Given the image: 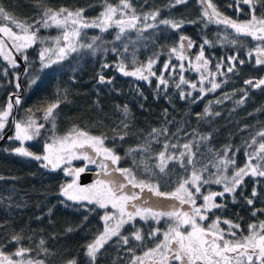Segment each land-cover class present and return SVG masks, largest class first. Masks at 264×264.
I'll return each mask as SVG.
<instances>
[{"label":"trees","instance_id":"16d2710c","mask_svg":"<svg viewBox=\"0 0 264 264\" xmlns=\"http://www.w3.org/2000/svg\"><path fill=\"white\" fill-rule=\"evenodd\" d=\"M126 2L131 5L127 12L131 15L134 10L141 17L138 27L154 25L143 31L139 39L135 30L116 40L118 28L110 27L102 32L99 28L89 27L82 29L79 39L74 41L78 50L49 67L42 66L37 50L27 52V59L23 60L25 67L19 64L11 68L0 57V110L6 109L10 96L14 101L19 96L21 101L19 105L13 101L10 123L7 129H0V145L13 129L10 138L0 146V250L6 255L26 248L29 251L23 259L31 260L33 264H70L73 261L75 264H133L135 257L143 260L146 257L144 254L154 248L149 233L156 227L153 220L144 222L140 219H136L135 228L130 224L124 225L120 233L128 237V244H124L119 236H114L92 261L86 255L87 245L103 233L104 215L115 210L111 206L103 209L95 203L76 202L62 196V187L70 182L63 169L51 171L40 161L15 152L21 147L14 138L17 123L23 128L32 119L44 125L39 134L24 145L25 150L34 156H43L46 144L59 141L73 133L74 129L105 137L104 146L121 157L116 167L131 169L138 179L158 184L161 192L168 193L191 176V166L186 171L178 162L172 161L165 170L166 174L160 173L155 167L156 157L165 142L182 145L192 141L194 152L198 145L195 157L197 168L208 165L203 176L215 173L229 178L236 169L245 165L248 154L254 153L259 143L264 142V137L257 135L264 131V86L254 88L245 84L246 80L255 83L264 79V64H256V53L252 51L258 42L215 22L218 18L227 17L237 23H246L251 19L249 7L242 2L237 5L236 0H211L220 17L209 20L203 15L204 6L199 0H186L180 4H176L175 0ZM255 3L257 17L264 16V0H255ZM108 5L121 7L120 0H0V7L9 17L28 24L40 20L48 9L58 12L62 8L72 12L83 9L84 17L92 21ZM154 12H158L155 20L150 15L147 20L143 19L146 14ZM162 20L182 22V26L173 29L161 23ZM3 25L18 29L11 20L0 21V26ZM45 34L51 35L41 27L37 32L36 48L41 47ZM55 35L58 34L51 37ZM182 36L193 44L185 52L188 59L183 62L186 69L183 75L189 82L197 83V90L190 89L186 84L176 87L179 70L171 74L165 72L168 84L158 88L157 77L164 63L169 60L173 65L180 63L171 49L179 47ZM94 38H98L95 43ZM129 41L135 43L129 44L125 53L124 45ZM205 41L209 43L205 44ZM89 44L91 48L87 47ZM201 45L204 57L209 61L208 70L216 73L215 82L220 84L215 91H208L211 77L205 72L208 78L203 84L204 93L199 91L200 72L194 70L197 65L195 57ZM113 48L117 51L114 52ZM250 51L251 57L248 55ZM133 52L136 65L132 63ZM228 57H236L232 62L235 64L232 72L227 70L230 66ZM149 58L156 59L153 67L156 76L150 77L151 83L125 76L118 70L121 60L126 70L131 71ZM241 60L243 64L239 62ZM105 64L108 67H104ZM217 64L222 65L219 70ZM182 91L185 98H181ZM188 92L191 96L187 95ZM57 102L59 107L54 110V122L44 120V110ZM206 108L210 115L204 114ZM124 124L128 127L125 128ZM165 128L166 135L159 136L158 141L149 135L153 129ZM120 135H124L123 140L119 139ZM201 137L207 139L201 140ZM253 138L257 141L255 145L252 144ZM141 146L148 150H139ZM226 147L231 149L228 156L234 157L235 165H229L227 172L218 173L213 165L223 157ZM130 149L137 151L129 155ZM182 150L181 147L169 149L176 155ZM257 163V159L252 160L253 165ZM259 164L264 169V160H260ZM224 187L223 183H210L203 185L201 191L204 194L223 192ZM249 199L253 201L251 205L247 203ZM202 201V198L199 199L198 204ZM216 203L221 207L208 214L205 227L219 217L221 221L238 224L240 237L249 235V225L264 222V177L249 174L233 193L219 196ZM166 221L164 218L160 223H169ZM136 229H140L141 241L132 236ZM15 236L21 238L19 242L13 240ZM13 259L22 258L13 256Z\"/></svg>","mask_w":264,"mask_h":264},{"label":"snow or ice","instance_id":"6c2138e0","mask_svg":"<svg viewBox=\"0 0 264 264\" xmlns=\"http://www.w3.org/2000/svg\"><path fill=\"white\" fill-rule=\"evenodd\" d=\"M186 0H175L176 4L185 3ZM204 6L203 15L212 20L213 17H220V14L216 11L215 7L211 4V0H199ZM247 5L250 9L251 19L246 23H237L227 17L218 18L215 20L216 23H221L227 27L233 28L238 34L246 35L257 41V47L252 50L256 53V64H264V16L257 17L255 11V0H236L237 5L240 3ZM121 9L120 16L117 18L116 7L108 5L100 16L95 20L88 21L83 17V9L75 12L68 11L67 9H60L58 12L48 9L44 11L43 17L40 20L35 21L34 24H28L26 22L16 21L15 18L9 17L4 12L3 8L0 7V21L11 20L15 27L20 29V33L13 31L12 27L7 25L0 26V34H3L12 41V45L20 51L30 47L37 40V32L41 27H58L63 29V44H60V40L57 39L58 48L56 50L45 48L40 53V60L43 67H49L53 63H58L61 60L67 58L72 52H76L78 49L74 44L75 40H78L81 34V30L89 27L99 28L102 32L107 31L110 27L118 28L119 31L115 37L116 40H121L122 36L126 32L135 30L140 34L147 28L154 27V25L147 24L143 27H138V22L141 17L137 16L132 10L131 15L126 11L131 8V5L126 0H120ZM211 9V12H209ZM151 16V19L157 18L158 12L146 14L143 19L147 20ZM127 16V19L125 18ZM69 22L72 26V30H68ZM161 23L170 25L173 29H178L182 26L181 23L174 21L162 20ZM93 39V43H95ZM21 43H17V42ZM187 41V43H185ZM135 42L129 41L124 45V52H128V45L134 44ZM209 43L208 41L204 42ZM5 46L4 39H0V47ZM87 47L91 48L89 44ZM193 47L190 40L186 37H180L179 47H173L171 53L176 54V59L180 61L178 65L171 64V61L164 63L161 74L157 77V87L161 85L166 86L168 80L165 79L164 73H176L179 70L180 77L179 82L176 84L177 88H180L182 84L188 85L192 90H197V83H191L184 78L183 72L186 70L184 61L188 59L185 55L186 49ZM114 52L116 48L112 49ZM55 51L56 60H52L50 56L46 57V53ZM252 51L248 53L249 57L252 56ZM5 59L9 57L6 55ZM27 59V57H25ZM195 60L197 65L194 70L200 72L199 80V91L205 92L203 87L205 79L211 77L208 80L211 87L208 91H215L220 87V84L215 82L216 73H212L208 70L209 61L204 57L203 45H201L200 52L196 55ZM230 66L228 72L234 70L235 64L232 63L236 60V57H228ZM13 67H18L15 60H9ZM241 64L243 60L239 61ZM132 63L137 64L135 58V52L132 53ZM156 63V59L149 58L146 63L139 64L134 67L133 70H126V66L123 60L117 65L118 70L125 76H133L139 80H144L151 83L150 77L156 76V72L153 71V67ZM108 67V65H104ZM189 67H192V62L189 60ZM222 67L221 64H217L216 68L219 70ZM203 69V71L201 70ZM205 72L208 73V77L205 76ZM223 75V73H220ZM18 79V77H17ZM103 82V76L100 77ZM33 83L35 81H32ZM245 84L251 85L254 88H260L264 86V79H260L255 83L252 80H246ZM19 88V83L16 84ZM191 96V92L187 93ZM181 98H185V93L181 92ZM219 102V101H218ZM243 101H241L242 103ZM14 103L19 105L21 103L19 96H16ZM13 107L12 97H9V102L5 110H0V129H3L5 122L10 115ZM59 107V103L50 104L45 110L43 118L44 120H52L54 122L55 115L54 110ZM125 115H127V108L124 109ZM205 115L211 113L206 108ZM218 115V113H217ZM43 124H37L34 120L29 119L26 122L25 127H21L20 123L16 124V136L15 139L24 141L31 140L35 135L39 134L40 128H43ZM127 128L128 125L124 124ZM74 133V136H73ZM73 133H69L68 136L61 138L59 141H53L51 144H46L44 148L45 154L43 156L33 155L32 153L25 150L23 147H18L15 152L21 156L32 157L35 160L43 161V167L47 168L49 165L54 170L60 167L61 164H71L74 159H83L89 163H97L96 159L89 155L86 149L91 148L96 156H102L103 160L100 162V167L103 171L105 179L97 180L93 185L88 187H81L77 180L80 173L85 171V167L69 169L65 168L66 175H72L76 177L71 184L63 186L61 189V195L72 201H88L89 203H95L100 208L107 209L111 206L115 211L112 214H105L102 218L105 221L104 231L101 233L93 243L87 245L86 255L92 261H95L96 255L99 250L103 247L108 240L114 236H119L120 240L124 244H128V237L122 236L120 233L121 228L126 224L132 225L135 228V221L139 218L141 221L147 222L153 220L157 225L160 223L161 218H167L169 221L168 228L162 232L160 229L153 228L149 233V238H155L158 235H162L163 239L156 245L155 248L150 249L146 252L145 256H155L157 253L160 254L158 264H264V222L259 225H249V235L241 236L237 238V230H239L238 224H233L229 220L221 221L217 217L207 227L204 226L203 222L208 220V213L215 208L221 207L220 204L215 202L216 197H223L225 193H233L235 189L242 184L244 178L251 174V176L264 177V169L261 168L259 161L264 160V142L259 143L258 149L248 154V160L243 167L236 169L231 177L226 175L212 174L209 177L203 176V173L208 170V165H203L197 168L198 161L195 159L198 152L193 151V142H185L182 145L169 144L165 142L163 144V150L157 154V163L155 167L160 173H165V170L169 162L175 161L179 163L181 168L186 171L191 166V176L185 178L176 189L170 193L161 192L158 184L145 182L143 179H138L134 172L128 168H111L110 166L118 165L121 157L117 155L113 149L104 146L105 137L92 136L87 132L73 130ZM167 129L158 130L153 129L149 134L152 139L158 141L159 136L166 135ZM127 133H125L126 135ZM260 137H264V131L257 134ZM119 139L123 140L124 135H120ZM207 139L201 137V140ZM257 143L256 139L253 138L252 144ZM251 147V145H249ZM181 147L183 150L176 155L175 152H170L169 149H176ZM139 150L147 151V147L141 146ZM230 148H225L223 157H221L213 167L217 168L218 173L227 172L229 165H235L234 157L230 158L228 152ZM137 149H130L129 155ZM257 159V165L252 164V160ZM104 161H110V164ZM119 172L121 179L114 178L111 172ZM166 174V173H165ZM155 175V173H153ZM215 183L225 185L223 192H208L207 194L202 193L201 188L203 185ZM130 186V188H129ZM139 189V193L134 191ZM147 189L157 197H169L174 201H178V204H172L169 206L170 210H158V206L149 205L146 200L142 201L140 193H143ZM253 197L256 196L255 190H253ZM203 200L202 204H198L197 200ZM249 205L253 203L252 199L247 201ZM187 205V209L183 206ZM255 215V212L253 213ZM109 221H116L115 225H111ZM224 223L228 225L227 229L220 227V224ZM132 236L135 240L141 241L143 239L140 229H136ZM21 238L19 236L13 237V240L19 242ZM43 243V241L41 242ZM29 251L26 248H19L12 255H6L0 250V264H25V254ZM13 256L21 257L20 260H14ZM143 264L140 257H135L133 264ZM26 264H32L31 260H28ZM75 264V262H70Z\"/></svg>","mask_w":264,"mask_h":264},{"label":"rangeland","instance_id":"374dc122","mask_svg":"<svg viewBox=\"0 0 264 264\" xmlns=\"http://www.w3.org/2000/svg\"><path fill=\"white\" fill-rule=\"evenodd\" d=\"M261 7H263V5L261 4L260 5ZM122 7V6H121ZM121 7H118L117 9H118V11H117V18H119V16H120V9H121ZM124 11H128V9L127 10H124ZM128 13V12H127ZM129 14V13H128ZM130 15V14H129ZM83 17H84V15H83ZM85 18V17H84ZM126 19H127V16L125 17ZM86 19V18H85ZM87 20V19H86ZM88 21H90V20H88ZM92 28H95V27H92ZM45 30L48 32V33H50L51 35H54V34H58L56 37H51V35H48V34H45V37H44V39L41 41V47L38 49V48H36V45H37V42H38V40H36V42L35 43H33L30 47H27V48H25V49H21L20 51H17V49L12 45V41L10 40V39H8L6 36H4L3 34H0V39H4V41H5V46H3V47H0V57L11 67V68H14L13 66H12V64L9 62V60H15V63L17 64V65H19V62H18V57H21L22 58V60H25L26 61V59H25V57H26V54H27V52H29V51H33V50H37L38 52H39V54L41 53V51L43 50V49H45V48H50V49H53V50H56L57 48H58V45H57V39H59L60 40V44H63L64 43V41H63V39H62V37H63V29H61V28H58V27H55V26H52V27H48V28H45ZM68 30L69 31H71L72 30V26H71V24H70V22H69V25H68ZM13 31H15V32H17V33H20V29L18 28V29H13ZM38 39V38H37ZM17 43H21V42H17ZM74 44H75V42H74ZM76 46V45H75ZM21 53H24L23 55L21 54ZM8 56L9 57V59L8 60H6L5 59V56ZM22 55V56H21ZM46 55V57H48V56H50L51 57V59L52 60H56V55H55V51H53V52H49V53H46L45 54ZM9 123H10V115L8 116V118H7V120H6V122H5V126H4V128H3V130L6 128L7 129V127H8V125H9ZM14 128H16V125L14 126ZM15 138V137H14ZM17 142H19L20 144H21V147H23L24 149H25V147H24V145L26 144V143H28L30 140H24V141H20V140H17V139H15ZM87 151H88V153H89V155H91V156H93L95 159H96V161H97V163H89L88 161H85V160H83V159H74V160H72L71 161V164H61L60 165V167H58V168H56V169H52L51 168V166L49 165V167H47V169H49V170H51V171H56V170H58V169H65V168H69V169H76V168H81V167H85V171L84 172H82V173H80V175H79V178H78V180H77V183L80 185V178H81V176L82 175H84V174H86V173H89V172H92V173H95V174H98L100 177H99V179H105V176H104V174H103V171H102V169H101V167L99 166L100 165V162L103 160V157L102 156H96L95 155V153L93 152V150L91 149V148H88V149H86ZM24 157H26V156H24ZM27 158H32V157H27ZM32 159H34V158H32ZM38 161V160H37ZM42 164L44 163L43 161H40ZM105 163H108V164H110V161H104ZM111 168H115L116 166H110ZM65 172V171H64ZM111 175L114 177V178H117V179H123L122 177H121V174L119 173V172H115V171H112L111 172ZM67 177H68V179L70 180V182H69V184H71L72 182H73V180L74 179H76V177H74V176H72V175H66ZM98 179V180H99ZM97 181V180H96ZM95 181V182H96ZM94 182V183H95ZM93 183V184H94ZM93 184H91V185H93ZM81 186V185H80ZM90 186V185H89ZM88 187V186H87ZM205 187V186H204ZM129 188H130V186H129ZM134 191H136V192H138L139 193V189H134ZM143 193H147L146 192V190H144V192ZM143 193H140V195H142ZM150 193V192H149ZM155 196V195H154ZM142 197V196H141ZM151 197V196H150ZM218 197L219 196H217L216 197V200H215V202L217 201V199H218ZM159 198H161V197H159ZM152 199V198H151ZM154 199H158V197L157 196H155L154 197ZM164 199H166L169 203H170V200H171V202H173L174 200H172L171 198H167V197H164ZM76 202H79V201H76ZM174 203H178V201H174ZM197 203H199V199L197 200ZM203 203V201L201 202V204ZM171 204H173V203H171ZM169 204H168V207H166V209L167 210H170V208H169ZM185 209H187V205H184L183 206ZM166 209H163V208H160V207H158V210H166ZM216 209V208H215ZM215 209H213L211 212H213ZM211 212H209L208 214H210ZM137 219H139V218H137ZM162 219H164V218H161L160 220H162ZM165 220H167L166 222H168V219H166L165 218ZM207 222V220L206 221H204L203 222V224L205 225V224H207L206 223ZM109 224H111V225H115V223L113 224V223H109ZM157 225V224H156ZM157 227H158V225H157ZM220 227L221 228H223V229H227V227H228V225H222V224H220ZM122 229V228H121ZM240 234H241V230H237V238H239L240 237ZM109 241V240H108ZM107 241V242H108ZM101 250V249H100ZM100 250H99V252L97 253V255H96V258H97V256H98V254H100ZM151 258V257H150ZM143 263L145 262V261H147V257L146 258H144L143 260H141ZM26 262L27 261H25V264H26ZM33 264V263H32ZM138 264H140V262L138 263Z\"/></svg>","mask_w":264,"mask_h":264},{"label":"flooded vegetation","instance_id":"af4514ba","mask_svg":"<svg viewBox=\"0 0 264 264\" xmlns=\"http://www.w3.org/2000/svg\"><path fill=\"white\" fill-rule=\"evenodd\" d=\"M153 199H154V197L153 196H151ZM156 199H154V201H155ZM150 205H153V206H158V207H160V208H163V209H166V207H162V206H160L159 204H157L156 202H152ZM166 218V217H165ZM167 219V218H166ZM151 224H153V223H151ZM155 225H156V223H154ZM168 224L169 223H159L158 224V228L160 229V231H161V233L162 232H164V231H166L167 230V228H168ZM155 228H157V225H156V227ZM152 239V242H153V245H154V248L156 247V245L163 239V237H162V235H158L157 237H155V238H151ZM106 244V243H105ZM105 244L103 245V247L105 246ZM102 247V248H103ZM151 257V258H150ZM146 258V257H145ZM159 259H160V254L159 253H157L155 256H147V261H145L143 264H158V261H159Z\"/></svg>","mask_w":264,"mask_h":264},{"label":"water","instance_id":"95a60500","mask_svg":"<svg viewBox=\"0 0 264 264\" xmlns=\"http://www.w3.org/2000/svg\"><path fill=\"white\" fill-rule=\"evenodd\" d=\"M19 62L22 63V59H19ZM10 136H11V132H10V134H7L4 137L3 141L1 142V145H3V143L7 139H9ZM98 178H99V175L98 174L91 173V172L86 173V174H84V175L81 176V178H80V185L81 186H88L90 184H93L96 180H98ZM146 196H148V194L147 193H144L143 196H142V198H141L142 201L146 200L148 204H151V202H153L152 199L150 197H146ZM166 204H167V201H164L163 202V205L165 206Z\"/></svg>","mask_w":264,"mask_h":264}]
</instances>
